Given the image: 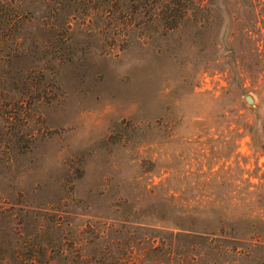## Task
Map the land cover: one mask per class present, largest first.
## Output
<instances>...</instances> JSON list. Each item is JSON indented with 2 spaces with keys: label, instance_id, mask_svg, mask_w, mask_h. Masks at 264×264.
Instances as JSON below:
<instances>
[{
  "label": "rangeland",
  "instance_id": "1",
  "mask_svg": "<svg viewBox=\"0 0 264 264\" xmlns=\"http://www.w3.org/2000/svg\"><path fill=\"white\" fill-rule=\"evenodd\" d=\"M43 11L0 18V264H37L35 231L50 264H264V0Z\"/></svg>",
  "mask_w": 264,
  "mask_h": 264
},
{
  "label": "trees",
  "instance_id": "2",
  "mask_svg": "<svg viewBox=\"0 0 264 264\" xmlns=\"http://www.w3.org/2000/svg\"><path fill=\"white\" fill-rule=\"evenodd\" d=\"M69 5L70 7L75 4V0H0V18L6 17L11 20L25 19L26 21H30L34 18L33 13L36 6L45 7L44 15L41 17V29L42 30H55L56 33H68L71 30V24L73 19V13L68 11L67 13H61L60 9L63 5ZM62 5V6H61ZM63 18L64 21L61 24H57L55 20L57 18ZM82 26L87 28V23L85 21L82 22ZM25 29L24 26L18 25L16 26V30ZM6 30V29H5ZM7 31V30H6ZM260 95H264V81L259 86ZM250 112L253 113V117H247L246 126L249 132L252 134V141L254 147L260 149L264 153V110L260 111L258 107L250 108ZM244 118V117H243ZM242 119V115H239L236 120ZM254 189L250 191L252 194L253 200L257 202L255 204L259 209H264V182L252 183L250 185ZM235 206H241L244 202L242 199H233ZM35 233V234H34ZM34 234V236H33ZM32 237H37V233L32 232ZM102 234L96 233L95 238L102 239ZM33 239L29 237H24L22 241L17 242L18 247L30 246L32 247L31 259L32 262H37V264H50V261L45 260L46 253L44 252L45 246H41L38 243L34 242ZM17 238V240H19ZM25 240V241H24ZM43 250V251H42ZM18 254H21L19 251H15ZM8 253V255H4L3 260L9 259V256L14 254V251ZM92 258V257H91ZM0 259V260H2ZM70 264H89L93 262L90 259V255H81L77 254L75 257H72L69 260ZM94 264H106L105 261H95Z\"/></svg>",
  "mask_w": 264,
  "mask_h": 264
},
{
  "label": "water",
  "instance_id": "3",
  "mask_svg": "<svg viewBox=\"0 0 264 264\" xmlns=\"http://www.w3.org/2000/svg\"><path fill=\"white\" fill-rule=\"evenodd\" d=\"M246 100H247L248 103H252V101H253L252 97L249 96V95L246 96Z\"/></svg>",
  "mask_w": 264,
  "mask_h": 264
}]
</instances>
